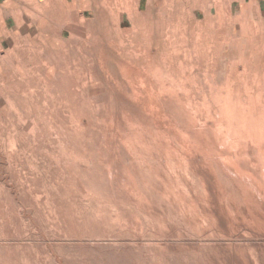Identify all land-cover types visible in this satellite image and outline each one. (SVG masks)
Returning <instances> with one entry per match:
<instances>
[{
  "label": "rangeland",
  "instance_id": "obj_1",
  "mask_svg": "<svg viewBox=\"0 0 264 264\" xmlns=\"http://www.w3.org/2000/svg\"><path fill=\"white\" fill-rule=\"evenodd\" d=\"M35 1L0 55V264H264L256 10Z\"/></svg>",
  "mask_w": 264,
  "mask_h": 264
},
{
  "label": "crops",
  "instance_id": "obj_2",
  "mask_svg": "<svg viewBox=\"0 0 264 264\" xmlns=\"http://www.w3.org/2000/svg\"><path fill=\"white\" fill-rule=\"evenodd\" d=\"M114 1V0H112ZM122 8L121 22L129 21L131 15H141L146 6L156 4L157 0H116ZM198 1V0H196ZM212 1V0H210ZM31 4H38L35 0H0V55L9 50L18 33V25L21 19L33 16ZM42 6H58L65 15L71 13L70 9H76L78 14L84 15L90 9L92 0H43ZM219 6H238L246 10L254 8L264 20V0H217ZM68 12H67V10ZM50 14V11H48ZM67 14V15H68ZM67 21V19L61 20Z\"/></svg>",
  "mask_w": 264,
  "mask_h": 264
},
{
  "label": "built area",
  "instance_id": "obj_3",
  "mask_svg": "<svg viewBox=\"0 0 264 264\" xmlns=\"http://www.w3.org/2000/svg\"><path fill=\"white\" fill-rule=\"evenodd\" d=\"M38 2H41V1H43V0H37Z\"/></svg>",
  "mask_w": 264,
  "mask_h": 264
}]
</instances>
